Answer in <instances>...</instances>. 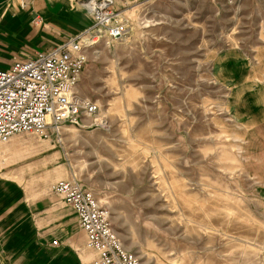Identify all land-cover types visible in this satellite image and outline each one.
<instances>
[{"label":"rangeland","instance_id":"1","mask_svg":"<svg viewBox=\"0 0 264 264\" xmlns=\"http://www.w3.org/2000/svg\"><path fill=\"white\" fill-rule=\"evenodd\" d=\"M119 6L128 33L90 52L76 88L100 113L1 143L0 173L76 180L142 264H264V191L244 165L264 119V0Z\"/></svg>","mask_w":264,"mask_h":264},{"label":"built area","instance_id":"2","mask_svg":"<svg viewBox=\"0 0 264 264\" xmlns=\"http://www.w3.org/2000/svg\"><path fill=\"white\" fill-rule=\"evenodd\" d=\"M135 1L86 0L82 5L92 18L89 27L53 50L0 68V144L21 134L51 141L64 126L80 125L83 118L100 113L99 104L76 88L90 52L101 41L114 43L128 33L119 5L126 8ZM51 191L75 213L86 248L95 253L92 264H142L124 247L94 193L73 179L54 182Z\"/></svg>","mask_w":264,"mask_h":264},{"label":"crops","instance_id":"3","mask_svg":"<svg viewBox=\"0 0 264 264\" xmlns=\"http://www.w3.org/2000/svg\"><path fill=\"white\" fill-rule=\"evenodd\" d=\"M84 1L0 0V68L53 50L89 27ZM245 145L244 165L264 191V119ZM23 181L19 173H0V264H92L95 253L86 248L75 213L51 185L35 189ZM260 235L264 247V221Z\"/></svg>","mask_w":264,"mask_h":264},{"label":"water","instance_id":"4","mask_svg":"<svg viewBox=\"0 0 264 264\" xmlns=\"http://www.w3.org/2000/svg\"><path fill=\"white\" fill-rule=\"evenodd\" d=\"M130 1H134V0H130Z\"/></svg>","mask_w":264,"mask_h":264}]
</instances>
